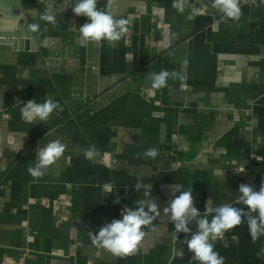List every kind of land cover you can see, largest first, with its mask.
<instances>
[{"label":"crops","instance_id":"1","mask_svg":"<svg viewBox=\"0 0 264 264\" xmlns=\"http://www.w3.org/2000/svg\"><path fill=\"white\" fill-rule=\"evenodd\" d=\"M50 2L55 28L40 19ZM74 3L4 0L0 6V29L13 33L21 20L29 35L15 46L13 37H0V264H199L179 241L186 234L173 238L162 210L173 185L192 187L203 213L209 200L212 207H244L235 204L239 185L258 191L264 183V3L241 0L234 21L223 19L212 0H187L183 13L173 0H116L127 33L86 47L79 27L87 17L73 13ZM106 3L98 0L97 7ZM33 23L39 33L29 31ZM45 37L54 41L47 48ZM162 69L183 79L153 88L149 74ZM48 97L63 111L44 124L22 120L28 100ZM55 139L66 144L64 154L34 179L27 169L35 166L37 149ZM93 146L99 155L89 159L85 150ZM153 147L155 159L136 158ZM138 178L152 186L159 231L143 229L138 251L121 258L94 246L89 232L144 198V189L134 188ZM105 183L113 193L103 190ZM224 241L214 250L225 264H264L257 256L264 237L253 243L246 221ZM179 247L183 258L175 255Z\"/></svg>","mask_w":264,"mask_h":264},{"label":"clouds","instance_id":"2","mask_svg":"<svg viewBox=\"0 0 264 264\" xmlns=\"http://www.w3.org/2000/svg\"><path fill=\"white\" fill-rule=\"evenodd\" d=\"M187 0H173L172 7L180 13H183ZM264 3V0H261ZM116 0H107L103 7H97L98 0H75L71 8L76 16L87 17V22L79 27L81 46H87L90 42L99 44L107 41L112 44L122 39L128 31L129 21L124 17H117L115 11ZM248 3V0H243ZM241 0H212V7L217 9L223 19H232L238 21L242 15ZM40 19L54 28L58 26L53 4L46 5ZM32 33H39L40 25L33 23L28 25ZM52 37H45L42 46L47 48L53 43ZM183 79L180 72L175 70L168 71L162 69L159 73L149 74V81L153 88L159 89L167 86L169 79ZM62 112L58 101L48 97L43 103H37L35 98L28 100L21 109L22 120L32 123L39 120L46 123L53 112ZM27 133V132H26ZM24 133V135H26ZM66 150V144L60 139L49 141L43 147L36 151L37 162L35 166H30L27 171L34 178L43 177L48 166L54 164L56 160L62 157ZM87 158L91 159L99 155V150L94 146L85 150ZM143 155L145 158L155 159L159 155V150L149 148L142 154H136V158ZM111 167V166H109ZM244 172V168L241 169ZM136 192L143 188V199H137L134 207H125L122 209L121 219H113L104 224L98 233L89 232L91 242L94 246L111 252L117 257H126L134 255L142 240L146 236L145 228L156 233L159 228L154 221L161 216V210L152 197V186L144 185L140 179L134 184ZM111 183H105L103 190L113 193ZM173 199L167 207L163 208V214L167 215L169 222L174 225L172 232L173 238L178 240L180 233L186 234L185 239L179 240L181 245H186L192 258L199 264H225V257L214 250L217 240L224 241V235L227 231L234 229L246 221L253 243L261 237H264V183L261 184L258 191L254 190L249 184L241 183L238 187L240 194L236 203L244 207H236L234 204H222L216 207L211 206V200L205 204V210L201 213L195 206L193 189L181 190L179 185L171 186ZM119 203V198L115 201ZM209 216L211 219L209 220ZM195 225L193 231L190 225ZM175 255L183 258L184 248L179 247ZM258 257H264V247L257 252Z\"/></svg>","mask_w":264,"mask_h":264},{"label":"water","instance_id":"3","mask_svg":"<svg viewBox=\"0 0 264 264\" xmlns=\"http://www.w3.org/2000/svg\"><path fill=\"white\" fill-rule=\"evenodd\" d=\"M3 3H4V0H0V6L1 5H3ZM3 17L2 16H0V22H1V19H2ZM24 27H23V22L20 20L19 22H18V25L16 26V31L15 32H13V33H11V31H7V30H5V29H0V37H7V38H14L13 40H11L10 42L13 44V46H15V44L18 42V41H16V39L17 38H20V37H26V38H29V35H27V33H26V35H25V33L23 34V32H21V30L23 29ZM20 44H21V41L19 42ZM26 44H27V42H25Z\"/></svg>","mask_w":264,"mask_h":264}]
</instances>
